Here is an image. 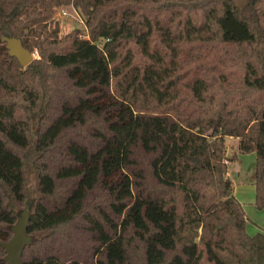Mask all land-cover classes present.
<instances>
[{
  "label": "trees",
  "instance_id": "16d2710c",
  "mask_svg": "<svg viewBox=\"0 0 264 264\" xmlns=\"http://www.w3.org/2000/svg\"><path fill=\"white\" fill-rule=\"evenodd\" d=\"M257 1L0 0V37L36 56L0 42V244L33 174L21 264H264L225 174L253 153L264 208ZM67 5L84 31L58 35Z\"/></svg>",
  "mask_w": 264,
  "mask_h": 264
},
{
  "label": "rangeland",
  "instance_id": "374dc122",
  "mask_svg": "<svg viewBox=\"0 0 264 264\" xmlns=\"http://www.w3.org/2000/svg\"><path fill=\"white\" fill-rule=\"evenodd\" d=\"M245 0H234L236 5H242ZM68 6V5H67ZM257 11L261 17V21L264 23V0H258L256 5ZM72 15V17L70 16ZM78 17V15H74L70 8L67 7V15L62 18H58L57 20V27H58V35L66 34L67 32L78 29L83 30L81 20ZM85 34V33H84ZM33 53V52H32ZM32 57H36L35 53L32 54ZM232 139L225 138L224 142L226 145V153L227 155H231L233 152L231 143L234 141H231ZM230 142V143H228ZM252 166H253V154L252 153H246V154H240L235 153V158L231 162V164L227 167V171L230 174V178H232V181L234 182L236 179L239 184V189H241L242 193V210L244 212V215L246 217L245 220V231L248 234H252L256 229H262L264 230V208L263 209H256L252 203L247 202L249 201V195L250 192L246 188V185L244 182H246L249 179H251L252 174ZM243 182V186L240 187V183ZM36 196L35 192V177L33 174L29 175L27 177L26 181V199L23 203V206L17 207V222H20L25 213L29 210L30 204L33 201L34 197ZM24 205L27 207L26 210H24ZM27 237V236H26Z\"/></svg>",
  "mask_w": 264,
  "mask_h": 264
},
{
  "label": "water",
  "instance_id": "95a60500",
  "mask_svg": "<svg viewBox=\"0 0 264 264\" xmlns=\"http://www.w3.org/2000/svg\"><path fill=\"white\" fill-rule=\"evenodd\" d=\"M0 42L4 44V48L6 49V53L10 57H14L20 66H25L27 63L31 61L32 53L27 49L21 46L19 39L13 38L10 36H1ZM229 194V191L226 192V195ZM27 207L24 205V210ZM25 218L20 222H16L11 230L12 234L10 238L1 243V247L3 248L5 255L2 258L5 264H21L20 263V253L23 246L27 242V237L24 234L23 228L25 224Z\"/></svg>",
  "mask_w": 264,
  "mask_h": 264
},
{
  "label": "crops",
  "instance_id": "0c3cea01",
  "mask_svg": "<svg viewBox=\"0 0 264 264\" xmlns=\"http://www.w3.org/2000/svg\"><path fill=\"white\" fill-rule=\"evenodd\" d=\"M228 139H232L231 141H234V142H232L231 143V147H232V149H233V152H234V146H235V139L234 138H227V140ZM228 143H230V142H228ZM253 154V153H252ZM226 155H227V153H226ZM232 155V154H231ZM231 155H229V156H231ZM228 156V155H227ZM234 158H235V156L233 157V159L231 160V161H229V163L226 165V177H227V179L229 180V182H230V187H231V191H230V193L233 195V197L241 204V202H242V193H241V189H239L238 187H239V184H237V180L236 179H234L235 181L233 182L232 181V178H230V174H229V172L227 171V167L231 164V162L234 160ZM253 160H254V155H253ZM252 168H253V166H252ZM245 183V185H246V188L245 189H248V191L250 192V195H249V201H247V202H250V203H252V201H253V186H252V183H251V180L249 179V177H248V180L246 181V182H244ZM240 187H242L244 184H243V182H241L240 183ZM241 206H242V204H241ZM257 231H262V232H264V230H262V229H256L254 232H257ZM253 232V233H254Z\"/></svg>",
  "mask_w": 264,
  "mask_h": 264
},
{
  "label": "built area",
  "instance_id": "2783aa9c",
  "mask_svg": "<svg viewBox=\"0 0 264 264\" xmlns=\"http://www.w3.org/2000/svg\"><path fill=\"white\" fill-rule=\"evenodd\" d=\"M67 7H69L71 12L74 15H76V12L73 10V8L70 5H68V6H60V7H57V8L54 9V12H53V14H52L50 19L57 23L58 18L65 17L67 15ZM70 16L72 17V15H70ZM32 54H34V53H32ZM226 164H228V163H226Z\"/></svg>",
  "mask_w": 264,
  "mask_h": 264
}]
</instances>
